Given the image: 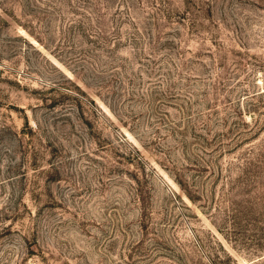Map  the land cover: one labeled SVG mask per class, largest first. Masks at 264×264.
I'll list each match as a JSON object with an SVG mask.
<instances>
[{
  "label": "rangeland",
  "instance_id": "rangeland-1",
  "mask_svg": "<svg viewBox=\"0 0 264 264\" xmlns=\"http://www.w3.org/2000/svg\"><path fill=\"white\" fill-rule=\"evenodd\" d=\"M0 264H264V0H0Z\"/></svg>",
  "mask_w": 264,
  "mask_h": 264
}]
</instances>
